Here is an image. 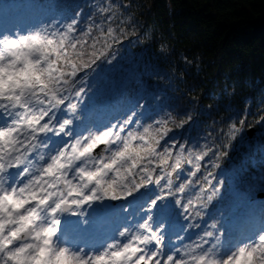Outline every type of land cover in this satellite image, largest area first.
I'll use <instances>...</instances> for the list:
<instances>
[{
    "label": "snow or ice",
    "instance_id": "snow-or-ice-1",
    "mask_svg": "<svg viewBox=\"0 0 264 264\" xmlns=\"http://www.w3.org/2000/svg\"><path fill=\"white\" fill-rule=\"evenodd\" d=\"M100 12L83 27L74 14L0 28V264H264V218L238 235L201 224L246 117L193 143L175 136L190 115L146 116L150 93L118 116L94 115L85 100L124 35L103 15L111 8ZM165 200L191 221L182 232L200 229L194 237L168 236ZM114 201L129 214L116 219Z\"/></svg>",
    "mask_w": 264,
    "mask_h": 264
},
{
    "label": "trees",
    "instance_id": "trees-1",
    "mask_svg": "<svg viewBox=\"0 0 264 264\" xmlns=\"http://www.w3.org/2000/svg\"><path fill=\"white\" fill-rule=\"evenodd\" d=\"M101 1V2H97ZM89 16H112L124 29L118 57L136 76L165 92L194 130L218 131L234 115L258 126L264 116V0H65ZM76 12V11H75ZM101 22L98 19V23ZM113 25V27L116 26ZM125 53L130 55L124 56ZM264 139V133H263ZM263 140L232 149L220 165L247 168L246 185L259 193ZM236 145V144H235ZM248 146V147H247ZM253 157V161L252 158ZM257 166V167H256ZM245 188V184L239 185ZM255 190V191H254Z\"/></svg>",
    "mask_w": 264,
    "mask_h": 264
},
{
    "label": "rangeland",
    "instance_id": "rangeland-1",
    "mask_svg": "<svg viewBox=\"0 0 264 264\" xmlns=\"http://www.w3.org/2000/svg\"><path fill=\"white\" fill-rule=\"evenodd\" d=\"M64 1L65 0H0V14L3 15V18H9L11 14H13L12 16H14V18L21 16L19 25L14 31H19L32 25L46 24L49 21L58 20L61 23H67L73 18L74 14H79L77 18H79L82 23V19L83 21L85 19L84 15H82V10L77 6L73 8L69 3H65ZM28 16L32 18V21L26 24V27H22L21 24H24L23 18ZM127 55L130 54H124V56ZM102 68L103 71L99 77V82L93 88L89 98L85 100V104L94 115H97L100 110H102V112H106L107 110L114 111L120 109V107L128 109L145 93L151 94L148 102L145 104L146 109H148L146 116L162 115L165 111L172 110L176 112L171 98L165 92L160 91L158 88L150 89L144 81L137 78L138 76H136V67L134 63H130L128 60H122L118 57L113 64H105ZM122 110H120V112ZM120 112L116 113L114 116L120 115ZM236 121H238V119L235 118L234 115L225 118V120L222 119L221 122H218V130ZM193 124L194 122L191 120L183 130L176 131L175 136L178 139H186L193 143L197 141L203 143V137L206 135V132L194 130ZM250 127H253L251 133L248 132ZM263 133L264 121H261L258 126L244 124L242 132L239 134L237 141L233 142L234 146L228 150V154L230 155V151H233L232 149L245 147L248 143L251 144L253 142L255 144L254 146H256L257 142H260L261 139L263 140L262 147L264 150ZM231 155L234 156V153H231ZM251 159L253 161V157ZM217 172L218 178L223 180V186L220 189L218 197L204 210L207 215L201 224L203 227L205 223H211L215 220L219 223L222 231L231 232L232 235H235L232 231L234 226H232V224L234 221L245 218L248 214L252 213V211H261L262 205L264 206V190H262L260 194L256 192L252 193V191L249 190L250 186L246 185L245 180L248 170L241 166V164L240 167H233L231 169H226L221 165ZM260 182L262 184L260 188L264 189V175L261 177ZM242 184H245V186H243L245 188L239 186ZM158 191L160 190L145 191L144 195L138 198L137 204L134 205L132 209H129V212H134L140 205L147 208L149 206V198L155 196ZM126 203L125 201L111 202V207L114 212L120 214L115 217L116 219L128 215V212H121V209ZM159 203L167 205L170 209L167 224L165 225L168 229L169 237H171L173 233H180L181 235L187 234L194 237L196 233L200 231V229H195L187 233L182 232L181 230L191 222L185 219L187 214L183 212V209L179 205L172 206L169 200L160 201ZM152 214L158 223L159 212L153 210ZM262 214L264 215V212H262ZM139 218V216L136 217V219Z\"/></svg>",
    "mask_w": 264,
    "mask_h": 264
},
{
    "label": "bare ground",
    "instance_id": "bare-ground-1",
    "mask_svg": "<svg viewBox=\"0 0 264 264\" xmlns=\"http://www.w3.org/2000/svg\"><path fill=\"white\" fill-rule=\"evenodd\" d=\"M129 108H130V107H129ZM120 110H122V109H119V110H117V111H113V112H112V115H114V114L120 112ZM127 110H128V109H123V110L120 112V114H122L123 112H126ZM101 112H102V110H100V113H98V114H101ZM107 113H108V112H107ZM86 211H87V210H86ZM117 214H118V213H117ZM128 214H129V213H128ZM118 215H120V214H118ZM83 218L86 219L85 217H81L80 220L83 221Z\"/></svg>",
    "mask_w": 264,
    "mask_h": 264
},
{
    "label": "water",
    "instance_id": "water-1",
    "mask_svg": "<svg viewBox=\"0 0 264 264\" xmlns=\"http://www.w3.org/2000/svg\"><path fill=\"white\" fill-rule=\"evenodd\" d=\"M252 130H253V127H250L249 129H248V132H252Z\"/></svg>",
    "mask_w": 264,
    "mask_h": 264
}]
</instances>
